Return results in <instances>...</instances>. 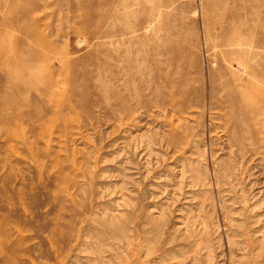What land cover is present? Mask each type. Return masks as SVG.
Listing matches in <instances>:
<instances>
[{
	"label": "rangeland",
	"instance_id": "obj_1",
	"mask_svg": "<svg viewBox=\"0 0 264 264\" xmlns=\"http://www.w3.org/2000/svg\"><path fill=\"white\" fill-rule=\"evenodd\" d=\"M0 264H264V0H0Z\"/></svg>",
	"mask_w": 264,
	"mask_h": 264
}]
</instances>
